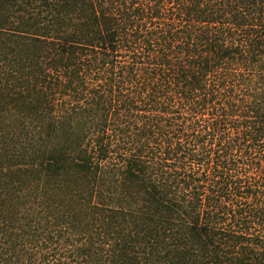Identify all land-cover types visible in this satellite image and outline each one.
Wrapping results in <instances>:
<instances>
[{
	"label": "trees",
	"instance_id": "trees-1",
	"mask_svg": "<svg viewBox=\"0 0 264 264\" xmlns=\"http://www.w3.org/2000/svg\"><path fill=\"white\" fill-rule=\"evenodd\" d=\"M0 264H264V0H0Z\"/></svg>",
	"mask_w": 264,
	"mask_h": 264
}]
</instances>
